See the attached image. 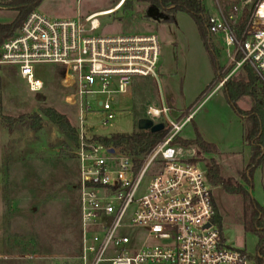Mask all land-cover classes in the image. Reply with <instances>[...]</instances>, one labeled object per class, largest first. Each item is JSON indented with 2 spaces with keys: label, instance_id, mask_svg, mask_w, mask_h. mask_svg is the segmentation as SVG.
Instances as JSON below:
<instances>
[{
  "label": "built area",
  "instance_id": "2783aa9c",
  "mask_svg": "<svg viewBox=\"0 0 264 264\" xmlns=\"http://www.w3.org/2000/svg\"><path fill=\"white\" fill-rule=\"evenodd\" d=\"M105 14L67 20L36 9L0 48V65L15 67L33 92L45 88L38 65L65 67L64 100L78 107L80 248L45 256L48 264H257L258 254L229 245L214 219L206 167L173 144L193 112L177 122L164 106H149L147 117L164 114L170 130L141 161L100 139L115 118L116 95H126L136 76L156 77L161 53L154 33L96 35ZM233 19L210 15V31L221 36L231 65L216 88L244 63L264 84V0H255L241 37ZM96 106L103 114L98 132L87 124Z\"/></svg>",
  "mask_w": 264,
  "mask_h": 264
},
{
  "label": "rangeland",
  "instance_id": "374dc122",
  "mask_svg": "<svg viewBox=\"0 0 264 264\" xmlns=\"http://www.w3.org/2000/svg\"><path fill=\"white\" fill-rule=\"evenodd\" d=\"M123 1L43 0L37 8L51 18L67 20L82 19L96 12L109 13L97 17L100 27L96 35L154 33L158 36L161 53L157 76H136L126 95H116V115L104 133L138 129L139 120L147 118L149 106H164L177 122L184 120L186 112H193L179 135L184 139L200 135L216 151L203 154L192 147L185 149V154L200 160L202 168L203 159L213 157L225 177H238L249 163L251 148L244 143L241 119L227 102L223 90L217 86L206 90L215 75L195 22L184 12L177 14L176 22L156 20L147 14L150 7L147 2L130 0L131 7L127 9L122 7ZM206 2L210 15L233 14L231 24H234L244 7L252 11L255 0ZM14 16V10L0 9V23L10 22ZM213 39L221 65L225 70L230 69L221 36L213 35ZM0 69L5 114L40 113L43 107H52L78 127V107L64 100L61 79L65 67L38 65L36 71L45 88L37 92L30 91L15 67L4 65ZM240 106L248 110L250 99L241 101ZM93 110L87 114V124L98 132L103 114L97 106ZM151 119L167 123L164 114ZM74 150V144L47 117L36 129L16 128L12 132L0 121V264H48L45 256L78 252L79 171ZM213 194L227 243L257 255L258 238L244 229L242 221L243 198L230 195L220 187H214ZM252 194L264 205L260 167L253 175Z\"/></svg>",
  "mask_w": 264,
  "mask_h": 264
},
{
  "label": "trees",
  "instance_id": "16d2710c",
  "mask_svg": "<svg viewBox=\"0 0 264 264\" xmlns=\"http://www.w3.org/2000/svg\"><path fill=\"white\" fill-rule=\"evenodd\" d=\"M43 0H0L1 10H14L16 16L12 21L0 23V48L3 42L13 38L18 33L26 17L33 10H36ZM138 2H147L150 6L157 7L160 12L167 15L164 21L176 22V16L179 12L187 13L195 22L201 40L208 53L211 62L214 79L207 86L215 87L228 74L230 69L225 70L220 62V53L214 43L213 34L210 31V14L206 0H137ZM130 0H124L122 7L130 8ZM248 6L244 7L235 23L236 33L239 37L245 29L250 16ZM241 54H238V58ZM225 95L229 105L237 116L240 117L243 127L244 143L251 148V157L246 168L239 172L238 177H225L221 172L219 163L213 158H204V164L207 169V178L213 187H220L230 195H237L243 198V224L244 229L254 233L257 238V264H264V205L260 203L252 194L253 175L257 168L264 162V84L257 78L254 69L249 63H244L236 75L230 76L220 87ZM250 99L251 107L244 110L240 106L241 101ZM190 112H188L189 114ZM44 117L52 121L66 137V139L77 145L78 131L71 124L68 117L52 107H43L41 112L32 114L22 113L17 116L5 114L3 97L0 91V121L12 132L14 129H36L42 123ZM169 125L159 131L150 129H135L128 133H110L100 136V139L128 155L139 158L141 161L154 147L163 141L168 134ZM174 145L189 149L197 148L203 154H209L216 151L211 143L205 141L200 135L194 139H184L179 134L173 140ZM200 160L193 159L198 163ZM214 198L216 215L214 219L223 229L221 216L219 214L216 200Z\"/></svg>",
  "mask_w": 264,
  "mask_h": 264
},
{
  "label": "water",
  "instance_id": "95a60500",
  "mask_svg": "<svg viewBox=\"0 0 264 264\" xmlns=\"http://www.w3.org/2000/svg\"><path fill=\"white\" fill-rule=\"evenodd\" d=\"M147 14L156 20H166L168 18L167 15H164L162 12H160V10L155 6H150L148 8ZM138 128L150 129L151 131H159L165 128V124L163 122L155 123L151 119L143 118L139 121Z\"/></svg>",
  "mask_w": 264,
  "mask_h": 264
},
{
  "label": "crops",
  "instance_id": "0c3cea01",
  "mask_svg": "<svg viewBox=\"0 0 264 264\" xmlns=\"http://www.w3.org/2000/svg\"><path fill=\"white\" fill-rule=\"evenodd\" d=\"M114 8L116 9V7H114ZM114 8H113V10H115ZM96 13H97V12H96ZM15 16H16V11H15ZM15 16H14V17H15ZM12 20H13V19H12ZM0 66H4V65H0ZM0 82H1V69H0ZM187 113H188V112H186L185 115H186ZM185 115H184V116H185ZM260 169H261L262 172H263V178H264V162H263V164L261 165Z\"/></svg>",
  "mask_w": 264,
  "mask_h": 264
},
{
  "label": "flooded vegetation",
  "instance_id": "af4514ba",
  "mask_svg": "<svg viewBox=\"0 0 264 264\" xmlns=\"http://www.w3.org/2000/svg\"><path fill=\"white\" fill-rule=\"evenodd\" d=\"M147 118H148V117H147ZM148 119H151V118H148ZM140 120H141V119H140ZM140 120H139V121H140ZM151 120H153V119H151ZM153 121H154L155 123H157V122H158V121H155V120H153ZM138 125H139V122H138Z\"/></svg>",
  "mask_w": 264,
  "mask_h": 264
}]
</instances>
